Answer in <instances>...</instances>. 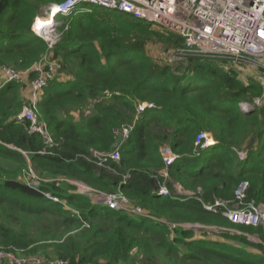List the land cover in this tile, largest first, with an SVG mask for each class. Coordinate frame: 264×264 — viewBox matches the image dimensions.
Returning a JSON list of instances; mask_svg holds the SVG:
<instances>
[{
  "label": "trees",
  "instance_id": "trees-1",
  "mask_svg": "<svg viewBox=\"0 0 264 264\" xmlns=\"http://www.w3.org/2000/svg\"><path fill=\"white\" fill-rule=\"evenodd\" d=\"M62 1L0 0V70L28 77L0 86V248L15 254L11 249L28 250L43 240L52 248L49 260L66 264H264L261 226L234 224L222 207L204 208L216 201L233 206L242 183L247 187L241 204L264 206V106L240 109L261 96L258 79L243 83L231 67H222L225 62L200 59H191L188 72L176 75L183 64L166 56L183 47L180 36L158 34L144 21L97 7L65 18L50 50L30 27L43 7ZM156 36L172 47L159 60L146 54ZM45 55L61 67L36 93L35 113L53 146L29 133L31 122L20 117L32 103L30 82L37 72L31 68ZM142 104L153 107L139 114ZM132 125L119 161L94 157L114 151L117 132ZM203 132L214 146H196ZM163 146L178 157L171 165L163 161ZM28 161L43 181L38 188L21 180L29 175ZM67 181L122 194L130 206L159 221L97 204L75 194ZM176 184L193 194L175 195ZM162 186L170 193L166 198L156 194ZM47 224L60 231L34 238ZM183 224L229 228L260 243L235 233L220 237L256 252L239 251L195 238ZM70 231L75 235L60 242Z\"/></svg>",
  "mask_w": 264,
  "mask_h": 264
},
{
  "label": "built area",
  "instance_id": "built-area-1",
  "mask_svg": "<svg viewBox=\"0 0 264 264\" xmlns=\"http://www.w3.org/2000/svg\"><path fill=\"white\" fill-rule=\"evenodd\" d=\"M83 6L132 16L162 29L166 36H180L184 41L183 47L171 51L166 56L173 63H177L178 59L186 60L189 57L203 58L216 60L219 63L225 62L230 64L231 68L255 71L259 76L261 97L253 102H244V105L241 103L240 109L248 112L259 108L264 102V0H64L45 7L43 10L46 17L44 21H37L36 25L42 27L46 24L51 28L49 31L54 32L57 26L56 20L73 16L76 10ZM52 15L56 17L54 22ZM42 37L49 49H52L59 40L58 36L47 35L45 32ZM57 68L58 65L55 64L53 67L48 66L46 72H40L33 83V103L28 109H24L20 116L31 122L29 132L40 133L48 146H53V142L45 127L37 121L35 91L47 84ZM17 77L19 79V74L10 68L0 70L2 84L17 80ZM151 107L153 106L143 104L138 110L143 111ZM122 135L126 139L129 129H124ZM206 136L201 134L196 141V145L201 149L207 146ZM203 140L204 143L200 144ZM162 156L166 165H170L177 158L168 148L162 150ZM98 157L102 163L107 160L118 161L120 158L118 150L109 154H98ZM241 157L244 158V155L241 154ZM33 179L36 181L32 186L38 187L41 180L36 175ZM246 186V183H242L234 192L237 208H227L220 201H216L214 205H204V208L214 211L216 207H224L223 215L234 224L264 226V207L253 203L241 204ZM157 195L168 197L169 192L161 187ZM103 196L104 203L111 210L150 218L144 215L139 207L130 206L122 194H103ZM47 198L52 199L49 195ZM3 260L8 264H28L30 260L34 261L33 264H41L37 258L15 260L8 251L0 250V261ZM50 262L66 264L57 260Z\"/></svg>",
  "mask_w": 264,
  "mask_h": 264
},
{
  "label": "rangeland",
  "instance_id": "rangeland-1",
  "mask_svg": "<svg viewBox=\"0 0 264 264\" xmlns=\"http://www.w3.org/2000/svg\"><path fill=\"white\" fill-rule=\"evenodd\" d=\"M41 15H42V17L40 18V21H44V19L46 17V15L44 14V10H43V13ZM129 18H131V17H129ZM129 18H127V19H129ZM57 22L59 23L58 25H62L63 24L61 20H58ZM59 28L60 27H57L54 32H50L49 30L51 28L46 26V27H43L42 30L47 35L61 37L62 34L59 31ZM151 29L154 30L155 32L157 31L158 34L161 33V34L166 35L165 32L162 29H158V28H155V27H151ZM160 36H163V35H160ZM159 39H160V37H159ZM149 41L150 42L148 43V45L146 47V52H147L146 54L149 57H151V58L154 57V58L159 60V56L161 55V53L165 52L167 49L172 48L171 46L166 45L164 42L158 41V37L157 36L156 37H152V40H149ZM49 56L50 55L44 56L40 60V62L38 63L40 70H43L47 66H50V67L55 66L56 62L50 61ZM184 61H185V59H178L177 63H178V65H180V64L182 65V64H184ZM222 67H228L229 68L230 64H227V63L222 64ZM225 69H227V68H225ZM233 70L237 72L238 78L243 83L244 82L256 83L255 80L258 79V77H259L257 75V73L255 71H252V70L247 71V70L238 69V68L233 69ZM181 71L182 70H180V72ZM173 73L177 74L178 72L173 71ZM25 77H26V79H28L27 73H25ZM16 79H18V77ZM25 89L27 90L26 86H25ZM253 100L254 99H248V100H246V102H251ZM241 105H244V103H242ZM263 106H264V103L258 109L262 108ZM37 116H38V112H37ZM208 135H209V137H211L210 134H208ZM163 148H165V146H163L161 149H163ZM28 168L30 170H28L26 173H29V175L23 176L21 180H22V182H25V183H29V182L34 183L36 180L29 179V177H35V174H34L35 172H34V170L32 168L31 161H28ZM68 183H70L72 186L75 187L74 193H78L81 196L88 197V198L91 199V201H93V202H95L97 204H101L99 201H100V198L104 197L103 194L90 190L87 186H85L82 183H76V185L74 184L75 181H70ZM175 187L177 189L176 190L177 193L186 194V192H190V191L185 190L184 188H182L180 185L176 184ZM178 187L180 188V190H179ZM186 195H188V194H186ZM231 208L235 209V208H237V206L233 205V206H231ZM180 226L182 228H184V229L192 231L194 233V237L195 238L204 239L205 241L217 242V244L218 243H222L224 245H228V246L234 247V248H236L239 251H250L251 253L256 252L254 249H252L253 247L250 248L251 246H241L238 243L228 242V241H226V240H224V239H222L220 237H224V235H227V237H229L230 234L235 233V234H238V235H244L246 237L247 241L252 243V244L260 243V240L258 238H256V237H253V235L244 234L241 231H235V230H232V229H229V228H224V227H219V226H207V225H201V224H184V225H180ZM261 227L264 229V226H261ZM54 230L60 231V229L58 230L54 226H52L50 224H47V225H45L43 227H40V228L36 229L34 231V233H33V237L37 238V239H40V237L46 236L47 234L53 232ZM75 233L76 232H73V231L64 232L62 234V236H61L60 242H65L66 243L67 240L71 239L75 235ZM6 249H9V248H6ZM11 250L12 251H16L15 254L10 253L11 256L15 260H23V259H27V258H37V259L40 260L41 264H52L50 262V260H49V254H50V251L52 250V248L50 247V243H45V242H43V240H41L39 243L31 246L28 250H24V249H22V250H19V249H14L13 250V249H11ZM1 251H5V250L1 249ZM32 251H33V254H32ZM135 254H136V250L134 251V253L132 255H135ZM33 263H34V261L30 260L28 264H33ZM1 264H8V262L3 260Z\"/></svg>",
  "mask_w": 264,
  "mask_h": 264
},
{
  "label": "clouds",
  "instance_id": "clouds-1",
  "mask_svg": "<svg viewBox=\"0 0 264 264\" xmlns=\"http://www.w3.org/2000/svg\"><path fill=\"white\" fill-rule=\"evenodd\" d=\"M51 5H53V4H50V5H48V6H51ZM48 6H46V7H48ZM45 7H43L42 8V11H41V14L43 13V9H44ZM92 7H90V6H83V7H79L77 10H76V12L74 13V15H76L78 12H87V13H91V11H90V9H91ZM41 14H39V15H37L35 18H34V20H33V23H32V25H31V27H30V32L32 33V34H34V35H36L37 37H39V38H41V39H43V37H42V34L44 33V31L42 30L43 29V27H46L47 25L46 24H44L42 27H39V26H37L36 25V22L37 21H40V18L42 17V15ZM73 15V16H74ZM120 15H123V14H120ZM125 16H128V15H125ZM129 17H132V16H129ZM55 15H52V20H53V22L55 21ZM66 18H68V17H66ZM133 18V17H132ZM64 19L65 18H62V19H59V20H61L62 21V23H63V21H64ZM135 19V18H134ZM138 20V19H137ZM58 20H56V22H57ZM141 21H143V20H141ZM145 22V21H144ZM147 23V22H146ZM59 23L57 22L56 23V25H58ZM149 24V23H148ZM152 27H155V28H158V27H156V26H153L152 24H150ZM61 25H58V26H56V28L57 27H60ZM36 28V29H35ZM159 29V28H158ZM59 39H60V37H59ZM44 41H45V39H43ZM59 41V40H58ZM57 41V42H58ZM46 42V41H45ZM56 42V43H57ZM47 43V42H46ZM55 43V44H56ZM48 45V44H47ZM51 50V49H50ZM46 56V55H45ZM49 59H50V56H49ZM191 59H200L201 61H210V62H214V63H218V64H222V63H219L218 61H216V60H210V59H203V58H192V57H189V58H187L185 61H184V64H183V67L180 69V70H182L181 72H180V70H178L177 72V74L176 75H180V74H183V73H186V72H188V67H189V61L191 60ZM51 61V60H50ZM56 64L58 65V68L55 70V71H57V70H59L60 69V64L58 63V62H56ZM32 70H35L36 72H37V77L33 80V81H31L30 82V87H31V90H32V93H31V99H32V103H33V92H34V90H33V83L37 80V78L39 77V75H40V72H46L47 71V69H48V66L47 67H45L43 70H40L39 69V64L37 63V64H35V65H33V67L31 68ZM30 69V70H31ZM54 71V72H55ZM53 72V73H54ZM18 73V72H17ZM19 74V79H17V80H14V81H21L22 79H23V77L25 76V73H18ZM50 81H52V79H50L49 80V82ZM11 82H13V81H11ZM3 82L2 81H0V86H4V85H6L7 83H4V84H2ZM9 83V82H8ZM48 83V82H47ZM46 86V85H45ZM44 86V87H45ZM43 87V88H44ZM42 88V89H43ZM42 89H39V90H36L35 91V97H36V93H38L39 91H41ZM261 97V96H260ZM259 97V98H260ZM256 99H258V98H256ZM255 100V99H254ZM253 100V101H254ZM253 101H251V102H253ZM35 102H36V100H35ZM244 102H246V101H244ZM244 102H242V103H244ZM32 103H31V105H32ZM264 103V102H263ZM262 103V104H263ZM143 105V104H142ZM141 106V105H140ZM139 106V107H140ZM139 107H138V109H139ZM145 109H147V108H145ZM144 109V110H145ZM256 109H258V108H256ZM256 109H254V110H256ZM144 110L143 111H139L138 110V113L139 114H141V113H143L144 112ZM242 111V110H241ZM251 111H253V110H250V111H248V112H251ZM243 112V111H242ZM247 111L246 112H243V113H248ZM23 113V112H22ZM22 113H21V115H22ZM88 113H89V111H86L85 113H84V115H88ZM20 115V116H21ZM37 118V117H36ZM38 121V120H37ZM40 123V122H39ZM31 124V123H30ZM41 124V123H40ZM42 125V124H41ZM45 127V126H44ZM30 128V127H29ZM126 128H128L129 129V135H130V133H131V131H132V129H133V125L131 126V127H123L122 128V130L120 131V132H117V136L118 135H121L122 136V141H121V143L117 146V147H114V151H112V152H110V153H113V152H115L116 150H118V152H119V156H120V146L128 139V137H129V135H128V137L125 139L124 137H123V135H122V133H123V130L124 129H126ZM45 130H46V132L48 133V130H47V128L45 127ZM28 132H29V129H28ZM30 133V132H29ZM33 133H38V132H33ZM38 134H40V133H38ZM202 134H206L207 136V139H206V141H207V146L206 147H204V148H208V147H211V146H214L215 145V141H214V139L212 138V137H209V135L207 134V133H205V132H203ZM41 135V134H40ZM48 135H49V133H48ZM211 136V135H210ZM49 137H50V135H49ZM200 137V136H199ZM198 137V138H199ZM51 138V137H50ZM117 138V137H116ZM197 138V139H198ZM52 139V138H51ZM210 140H212V142H209ZM197 141V140H196ZM201 143H204V140L203 141H201L200 142V144ZM197 146V145H196ZM166 148H168V147H166L165 146V148H163V149H161V154H162V150H164V149H166ZM203 148V149H204ZM169 149V148H168ZM201 149V148H200ZM170 150V149H169ZM170 152H171V150H170ZM172 153V152H171ZM24 154V153H23ZM106 154H109V153H106ZM173 154V153H172ZM241 154H243L244 155V153L243 152H241L240 153V158H242L241 157ZM99 155H103V154H99ZM94 157H98V153H94ZM163 157V156H162ZM178 158V157H177ZM176 158V159H177ZM98 159H99V157H98ZM120 159V158H119ZM175 159V160H176ZM174 160V161H175ZM114 161V160H113ZM119 161V160H118ZM164 161V160H163ZM174 161H173V163H174ZM101 162V161H100ZM105 163V162H104ZM165 163V162H164ZM172 164V163H171ZM170 164V165H171ZM166 165V164H165ZM166 166H168V165H166ZM29 174V173H28ZM36 176H37V174L36 173H34ZM164 176H167V172H166V169H164ZM38 177V176H37ZM31 179H33V177H30ZM40 179V178H39ZM41 180V179H40ZM45 182H51V181H49V180H46ZM67 182H70V181H67ZM41 183H43V181L41 180V182H40V184H39V186L41 185ZM76 183H80V182H75L74 184L76 185ZM30 185L32 186V183L30 182ZM179 185V184H178ZM247 185V184H246ZM38 186V187H39ZM33 187V186H32ZM38 187H34V188H38ZM162 187H164V186H162ZM247 187V186H246ZM161 188V187H160ZM165 188V187H164ZM90 189V188H89ZM91 190V189H90ZM246 190V189H245ZM93 191V190H92ZM168 191V190H167ZM158 192V191H157ZM169 192V191H168ZM75 194H78V193H75ZM102 194V193H101ZM157 194V193H156ZM193 193H191L190 192V194H188V195H192ZM49 194H46V198H47V196H48ZM79 195V194H78ZM169 195H170V193H169ZM175 195H178V196H181V195H184V194H180V193H177L176 192V190H175ZM49 196H51V195H49ZM158 196V195H157ZM82 197H85V196H82ZM159 197H161V196H159ZM51 198L52 199H48V200H50V201H53V202H57L58 200L57 199H55V198H53V196H51ZM163 198H166V197H163ZM100 203H104V199L103 198H100V201H99ZM104 205H106L105 203H104ZM234 205H235V203H234ZM257 206H262V205H260V204H256ZM107 206V205H106ZM227 208H228V206H226ZM262 207H264V206H262ZM108 208V207H107ZM140 208V207H139ZM223 208V210H224V207H222ZM209 211V210H208ZM144 215H147V214H145L144 213ZM149 216V215H148ZM133 217H138V218H145V219H154V221H159V220H156L155 218H153V217H151V216H149L150 218H148V217H146V216H133ZM184 225V224H183ZM237 225H239V224H237ZM241 226H243V225H241ZM260 226H263V225H260ZM253 227V226H252ZM256 227H258V226H256ZM169 228H170V230H173V228H174V225H170L169 224ZM6 251V250H5ZM9 252V251H8Z\"/></svg>",
  "mask_w": 264,
  "mask_h": 264
},
{
  "label": "water",
  "instance_id": "water-1",
  "mask_svg": "<svg viewBox=\"0 0 264 264\" xmlns=\"http://www.w3.org/2000/svg\"><path fill=\"white\" fill-rule=\"evenodd\" d=\"M121 141H122V136L118 135L117 138H116L115 143L113 144V148L117 147L121 143Z\"/></svg>",
  "mask_w": 264,
  "mask_h": 264
},
{
  "label": "crops",
  "instance_id": "crops-1",
  "mask_svg": "<svg viewBox=\"0 0 264 264\" xmlns=\"http://www.w3.org/2000/svg\"><path fill=\"white\" fill-rule=\"evenodd\" d=\"M231 69H236V68H231ZM177 185H178V184H177ZM178 188H179V187H178ZM174 189L177 190L176 187H174ZM179 190H180V188H179ZM180 194H181V193H180ZM186 194H190V192H186ZM186 194L181 195V196H190V195H186Z\"/></svg>",
  "mask_w": 264,
  "mask_h": 264
},
{
  "label": "bare ground",
  "instance_id": "bare-ground-1",
  "mask_svg": "<svg viewBox=\"0 0 264 264\" xmlns=\"http://www.w3.org/2000/svg\"><path fill=\"white\" fill-rule=\"evenodd\" d=\"M36 29V28H35ZM209 142H212V140H210Z\"/></svg>",
  "mask_w": 264,
  "mask_h": 264
}]
</instances>
